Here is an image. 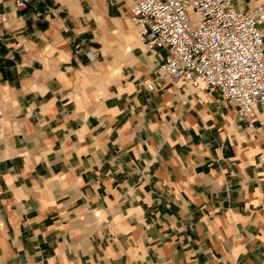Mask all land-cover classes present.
I'll use <instances>...</instances> for the list:
<instances>
[{
	"label": "crops",
	"instance_id": "0c3cea01",
	"mask_svg": "<svg viewBox=\"0 0 264 264\" xmlns=\"http://www.w3.org/2000/svg\"><path fill=\"white\" fill-rule=\"evenodd\" d=\"M134 2L0 0V264H264V108L157 79Z\"/></svg>",
	"mask_w": 264,
	"mask_h": 264
},
{
	"label": "built area",
	"instance_id": "2783aa9c",
	"mask_svg": "<svg viewBox=\"0 0 264 264\" xmlns=\"http://www.w3.org/2000/svg\"><path fill=\"white\" fill-rule=\"evenodd\" d=\"M31 1L17 0V6ZM131 20L157 79L196 93L216 90L240 121L255 128L264 108V3L242 9L233 0H135ZM85 54L97 57L93 50ZM147 89L153 92L154 83Z\"/></svg>",
	"mask_w": 264,
	"mask_h": 264
},
{
	"label": "rangeland",
	"instance_id": "374dc122",
	"mask_svg": "<svg viewBox=\"0 0 264 264\" xmlns=\"http://www.w3.org/2000/svg\"><path fill=\"white\" fill-rule=\"evenodd\" d=\"M0 110H1V109H0ZM1 112H2V110H1ZM0 119H1V118H0ZM0 123L2 124V127L4 128V125H5V124H4V121H3L2 119L0 120Z\"/></svg>",
	"mask_w": 264,
	"mask_h": 264
}]
</instances>
